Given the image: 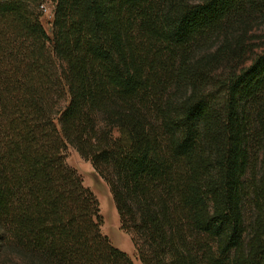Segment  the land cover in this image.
Listing matches in <instances>:
<instances>
[{"label":"trees","instance_id":"1","mask_svg":"<svg viewBox=\"0 0 264 264\" xmlns=\"http://www.w3.org/2000/svg\"><path fill=\"white\" fill-rule=\"evenodd\" d=\"M45 1L0 0V237L47 264H135L73 147L141 264H264V53L223 76L192 62L264 0H52L50 34Z\"/></svg>","mask_w":264,"mask_h":264},{"label":"rangeland","instance_id":"2","mask_svg":"<svg viewBox=\"0 0 264 264\" xmlns=\"http://www.w3.org/2000/svg\"><path fill=\"white\" fill-rule=\"evenodd\" d=\"M43 4L46 11L42 12L41 22L50 34L54 3L52 0H47ZM220 47L221 52L218 54ZM261 53H264V14L255 13L231 24L225 36L217 37L196 49L192 55V62L207 64L211 75L223 76L249 65L251 60ZM171 93H175V99L179 100L187 93V88L176 91L172 88ZM65 161L81 175L84 186L96 197L102 218L101 232L114 246L127 252L135 264H141L132 244L131 235L120 228L119 216L105 181L97 174L91 163L82 158L73 147H68L66 150ZM253 213V208L247 201L243 207L246 225L251 223ZM0 264L47 263L38 254L23 250L13 241L0 237Z\"/></svg>","mask_w":264,"mask_h":264},{"label":"built area","instance_id":"3","mask_svg":"<svg viewBox=\"0 0 264 264\" xmlns=\"http://www.w3.org/2000/svg\"><path fill=\"white\" fill-rule=\"evenodd\" d=\"M40 8H41V11L43 12H45L46 11V7L44 6V4H42L41 6H40Z\"/></svg>","mask_w":264,"mask_h":264}]
</instances>
